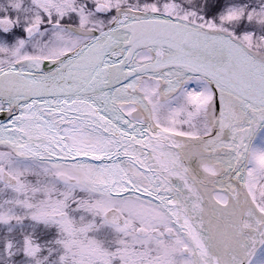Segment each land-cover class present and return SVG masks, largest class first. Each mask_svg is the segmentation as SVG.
<instances>
[{
  "label": "snow or ice",
  "instance_id": "6c2138e0",
  "mask_svg": "<svg viewBox=\"0 0 264 264\" xmlns=\"http://www.w3.org/2000/svg\"><path fill=\"white\" fill-rule=\"evenodd\" d=\"M0 264H264V0H0Z\"/></svg>",
  "mask_w": 264,
  "mask_h": 264
}]
</instances>
